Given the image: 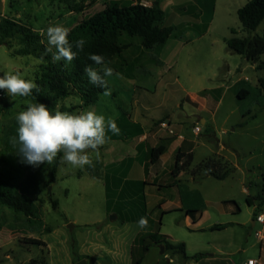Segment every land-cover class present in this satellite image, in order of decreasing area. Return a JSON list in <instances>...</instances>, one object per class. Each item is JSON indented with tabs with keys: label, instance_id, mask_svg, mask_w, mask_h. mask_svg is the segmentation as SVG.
Wrapping results in <instances>:
<instances>
[{
	"label": "rangeland",
	"instance_id": "374dc122",
	"mask_svg": "<svg viewBox=\"0 0 264 264\" xmlns=\"http://www.w3.org/2000/svg\"><path fill=\"white\" fill-rule=\"evenodd\" d=\"M111 1L0 0V27L7 18L39 35L47 45L41 29L59 23L71 32ZM159 1L166 13L165 25L176 27V36L159 51H148L139 39L123 36L124 52L107 64L123 77L106 78L111 94H102L95 105L83 109L79 108L80 98L72 95L59 101L56 110L80 113L93 109L106 118L124 121L138 108L140 119H152L151 123L143 120L146 129L152 130L148 136L151 142L163 137L162 142L170 144L183 137L186 142L182 148L193 154V163L180 175V183L189 187L182 190L180 198L186 209L200 207L198 196L206 201L207 210L198 228L186 224L184 211L165 212L157 207L163 200L171 201L176 193L159 187L171 178L163 173L174 165L171 152L151 175H160L157 186L134 182L144 176L141 164L149 161L150 155L129 160L133 157L132 142L126 141L109 140L99 156L89 150L91 166L73 168L62 164L58 156L50 164L33 167L23 162L19 144L12 138L17 137V114L26 110V101H36L0 90V181H9L29 195L40 212L36 222L7 209L1 211L0 264H77L82 260L87 264H135L141 259L142 264H180L178 255L162 254L161 247L144 252L138 238L146 233L185 243L189 256L202 253L204 259H229L236 264L253 259L264 264V240L256 236L259 231L264 233V225L257 222L258 216L264 215V54L252 64L227 47L232 30L240 38L264 36V22L251 34L243 31L238 10L251 0ZM204 25H209L208 31L197 37ZM25 46L24 33L18 28L14 27L9 37L0 30V76L19 72L36 83L44 63L34 55H23ZM168 119L172 128L166 123ZM195 128H200L198 135ZM206 159L233 168L232 175L224 181L204 176L197 182L192 171ZM57 160L60 165L51 182ZM127 168L132 169L129 176L124 173ZM225 202H235L238 208ZM141 217L147 218L145 228L137 226ZM219 224L232 226L211 230ZM193 261L190 264L200 262Z\"/></svg>",
	"mask_w": 264,
	"mask_h": 264
},
{
	"label": "trees",
	"instance_id": "16d2710c",
	"mask_svg": "<svg viewBox=\"0 0 264 264\" xmlns=\"http://www.w3.org/2000/svg\"><path fill=\"white\" fill-rule=\"evenodd\" d=\"M238 17L244 32L248 34L255 32L264 22V0L249 1L238 10ZM165 19L166 13L161 8L159 0H153L150 6L139 2L111 1L105 5L101 12L83 20L69 32V41L73 44V51H77L78 55L71 64L67 65L64 61L54 63L50 54L44 55L47 45L41 43L39 35L30 32L27 28L19 27L5 18L0 30L4 37H9L13 28H18L24 33L26 45L22 54L34 55L38 59L43 56L45 63L40 67L41 71L36 80L39 91L34 90L29 97L38 103L45 104L50 111L54 112L59 101L72 95H77L80 98L81 105L79 108L81 109L93 106L99 101L104 89L89 83L84 68L91 65L99 70L101 65H96L91 61L88 58L89 55H101L104 57L105 64H109L115 57L124 52L126 45L121 42L123 36L139 39L142 46L148 51H159L169 39L176 36L177 32L176 27L165 25ZM208 28L209 25H204L202 31L198 32V36H203ZM231 34L232 36L227 40L229 51L244 57L252 64L257 63L264 54V36L240 38L236 30H232ZM81 38L86 41L83 51L76 49L74 43ZM108 87L110 88L109 84ZM244 94L247 95V92ZM238 97L240 100L243 99L240 95ZM68 111L71 112V110ZM246 115L248 112L244 117ZM117 125L120 128V124L117 123ZM126 127L128 128V126ZM133 128L140 131L139 125L134 124ZM132 135L133 133H126L121 136L113 135L111 132L107 133L108 141L121 140ZM166 151V144L153 148L150 152L151 164L158 163ZM192 163L193 154L179 148L175 154V166L171 177L176 179L182 172H187L188 169H191ZM59 165L60 162L57 160L52 167L51 182L55 181ZM233 171V168L221 166L215 160L206 159L192 171V177L197 182L203 180L204 176H211L216 180L224 181L232 175ZM225 203L236 205L235 202ZM247 204L253 207V203L249 199H247ZM55 207L56 204H54ZM4 209L36 222L40 220V212L33 199L6 180L0 181V213ZM204 209L205 205L201 204L197 209H188L187 215L192 217L194 223H197ZM231 226L232 224H219L214 225L211 230L223 231ZM138 239L143 244L144 252H148L152 246L164 247L166 252L178 255L181 263H187L191 260L200 261L205 258V254L202 253L193 257L188 256L185 243H172L166 235L146 233ZM147 240L150 241L149 245L144 244ZM85 259L87 258L85 257ZM135 264H142V260L136 261Z\"/></svg>",
	"mask_w": 264,
	"mask_h": 264
},
{
	"label": "clouds",
	"instance_id": "9594fccd",
	"mask_svg": "<svg viewBox=\"0 0 264 264\" xmlns=\"http://www.w3.org/2000/svg\"><path fill=\"white\" fill-rule=\"evenodd\" d=\"M69 31L59 23L48 26L46 30L41 29L40 34L47 38L44 55L50 54L54 63L64 61L67 65L77 58L78 53L73 51V44L68 38ZM74 43L76 49L83 51L86 41L81 38ZM88 58L96 65H101L99 70L91 65L84 68L89 83L104 89L103 95H110L111 89L106 78L115 75L122 79V74L108 67L101 55L91 54ZM39 62L45 63L43 56ZM0 90H5L12 97H29L34 90L39 91V86L33 80L23 78L19 72H5L0 76ZM26 105V110L16 116L17 137H13L12 142L19 144L23 162L33 167L50 164L58 156L62 164L73 168L91 166L93 161L89 150L99 156L100 148L108 142L107 133L119 135L121 131L114 118H106L93 109L80 113L57 109L53 113L43 103L26 101ZM147 224L146 217H141L137 222L140 228L147 227Z\"/></svg>",
	"mask_w": 264,
	"mask_h": 264
},
{
	"label": "crops",
	"instance_id": "0c3cea01",
	"mask_svg": "<svg viewBox=\"0 0 264 264\" xmlns=\"http://www.w3.org/2000/svg\"><path fill=\"white\" fill-rule=\"evenodd\" d=\"M191 3L192 1L190 0H188V1H186V3ZM209 29V28H208ZM197 37H200V36H198L197 35ZM189 42H191V40H188L187 41V43H189ZM162 58V60H163V62H164V67L166 66V61H165V58L166 57H164V55L161 57ZM135 79V78H134ZM139 111L140 110H138V108L137 109H132V112H131V114H130V118L129 117H126V119L123 121L122 119H119V120H117L116 121V123H119L120 124V136L122 135V134H126V133H133V135L132 136H130V137H127V138H123V139H121V140H113V141H126V142H132L131 144H129L130 145V149L133 151V157H129V160H143V159H145V156L146 155H150V152H151V150L153 149V148H156V147H158L159 145H161V144H166V143H163L162 142V140L164 139L163 137L162 138H158V139H156L157 141H155V142H151L150 140H149V138H148V136H149V133L152 131L151 129H146V125L144 124V122H143V120L144 121H150V123H151V118L150 117H147V118H145V117H143L142 115V117H141V119L139 118V115H138V113H139ZM143 111V110H142ZM144 111H146V110H144ZM148 119H150V120H148ZM166 123L168 124V126L170 127V128H172V125H173V122H171V120L170 119H168L167 121H166ZM134 124H136V125H139L140 126V131L138 130V129H136V128H133V125ZM130 125V126H129ZM126 126H128V128L126 127ZM126 128V129H125ZM136 137V136H138V137H136V138H131V137ZM181 139V140H180ZM184 142H186V140L185 139H183V137H179V139L178 140H175V141H173L172 143H170V144H166L167 145V151H166V153L167 152H171L170 154H171V156L172 157H174V160H175V154H176V151L179 149V148H182L183 147V143ZM171 147H172V149H171ZM183 149V148H182ZM184 150V149H183ZM165 153V154H166ZM165 154L160 158V160H159V162L158 163H156V164H151V162H150V160L148 161H144L142 164H141V169H143V171H144V176L141 178V179H138V180H136V181H134V182H136L138 185H143L144 183V186L146 187V186H157L156 184L157 183H155V182H158V180H159V178H160V175L159 174H156V176H151V175H153V173H154V169H155V167L156 166H158L161 162H162V160L164 159V156H165ZM125 160L126 159H124L122 162H121V164H123L124 162H125ZM111 164H114V163H111ZM134 164L135 163H133V166H134ZM140 164V163H139ZM174 166H175V161H174V165H171L170 166V170L169 171H167V170H164L163 171V173L164 174H166L168 177L170 176L171 177V174H172V171H173V168H174ZM129 168H127V170L126 171H124V173H126L127 174V176H129V174H130V172H131V170L132 169H129ZM182 173H185V172H182ZM182 173L180 174V175H182ZM126 174H125V176H126ZM180 175L176 178V179H173L172 177L170 178V180L169 181H167V185H165V186H159L160 187V189H162V188H171V189H174L175 191H176V193H174V197H172V200L171 201H165V200H163V201H161L158 205H157V207L158 206H160V207H163V210L165 211V212H171V211H173V210H180V211H184L185 212V217H186V224L187 225H191L192 227H197L198 228V225L200 224V222H201V219H202V216H203V214L206 212V210H207V205H206V201L204 200V198L203 197H201V196H198V199H199V201H200V203H199V205L201 206V204H203V205H205V209L202 211V214H201V216H200V219H199V221L197 222V223H194V221H193V219H192V217H190V216H188L187 215V210L188 209H186L185 207H184V202H183V200L180 198V193L182 192V190H186V189H188V188H185L180 182ZM125 177V179H127L128 177ZM147 177H149L150 179L149 180H147ZM171 186V187H170ZM199 195H201L200 193H199ZM254 222V224H253V226H255L256 225V222L255 221H253ZM228 229V228H227ZM193 230H195V229H193ZM260 232H263V231H260ZM169 238V237H168ZM261 241H263L264 239H260ZM172 243H174V242H172ZM176 244V243H175ZM153 247V246H152ZM152 247H151V249H152ZM187 247V246H186ZM151 249L149 250V252L151 251ZM263 249V247H261V251H263L262 250ZM113 254H115V252H113ZM189 256V255H188ZM195 256V255H194ZM190 257H193V256H190ZM142 260V259H141ZM160 261L162 260V259H159ZM163 260H167V262H169V260H168V258H163ZM249 260H253V259H249ZM248 260V261H249ZM174 261V260H173ZM177 262H178V258H177V260H176ZM193 260H191V261H189V262H187V263H181V262H178V263H180V264H190L191 262H192ZM193 262H195V261H193ZM161 262H159V263H157V264H160ZM195 264H236L235 262H233V261H231V260H229V259H204V260H202V261H200V262H195Z\"/></svg>",
	"mask_w": 264,
	"mask_h": 264
},
{
	"label": "built area",
	"instance_id": "2783aa9c",
	"mask_svg": "<svg viewBox=\"0 0 264 264\" xmlns=\"http://www.w3.org/2000/svg\"><path fill=\"white\" fill-rule=\"evenodd\" d=\"M145 5V4H144ZM2 94L0 93V99L2 98ZM194 133L196 135H198L200 133V128H195L194 129ZM257 222L260 223V224H263L264 225V215H260L258 216L257 218ZM256 236L259 238V239H264V233L263 232H257L256 233ZM247 264H258V260H249L247 262Z\"/></svg>",
	"mask_w": 264,
	"mask_h": 264
},
{
	"label": "water",
	"instance_id": "95a60500",
	"mask_svg": "<svg viewBox=\"0 0 264 264\" xmlns=\"http://www.w3.org/2000/svg\"><path fill=\"white\" fill-rule=\"evenodd\" d=\"M253 224H254V222H253ZM69 228L70 229L73 228V225H70ZM164 252H165L164 247H161V253L164 254ZM77 264H87V261L86 260H82V261L78 262Z\"/></svg>",
	"mask_w": 264,
	"mask_h": 264
}]
</instances>
